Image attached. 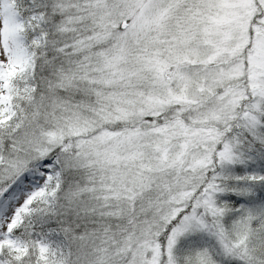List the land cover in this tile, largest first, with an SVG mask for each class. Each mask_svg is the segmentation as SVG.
Instances as JSON below:
<instances>
[{
  "label": "snow or ice",
  "instance_id": "snow-or-ice-1",
  "mask_svg": "<svg viewBox=\"0 0 264 264\" xmlns=\"http://www.w3.org/2000/svg\"><path fill=\"white\" fill-rule=\"evenodd\" d=\"M0 264H264V0H0Z\"/></svg>",
  "mask_w": 264,
  "mask_h": 264
}]
</instances>
